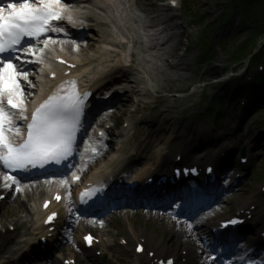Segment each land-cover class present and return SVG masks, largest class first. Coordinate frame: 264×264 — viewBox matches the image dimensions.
Returning <instances> with one entry per match:
<instances>
[{
    "label": "snow or ice",
    "instance_id": "1",
    "mask_svg": "<svg viewBox=\"0 0 264 264\" xmlns=\"http://www.w3.org/2000/svg\"><path fill=\"white\" fill-rule=\"evenodd\" d=\"M76 2L77 0H9L0 5V55L9 54L6 59H0V165L12 172L27 171L30 167L44 168L49 164L60 165L68 161L76 151L77 133L81 129L85 101L90 93L81 94L76 82L69 81L68 87L61 86L40 103L29 117L25 114L27 108L24 85H35L29 80V72L24 63H43L45 49L49 47V43L54 44L56 41L45 39L44 47L38 52L31 43L22 49L20 47L26 38L28 41H39L41 36L49 32L63 31L59 22L74 23V18L68 13L71 5ZM20 51L37 56L38 59L14 63V60L21 61V56L15 55ZM13 109H18V114ZM17 115L27 124L26 137L19 142L12 138V134L21 136V129L13 120ZM104 135L103 132L100 133L101 137ZM90 150L93 155L99 154V150L94 147ZM188 171L186 169L185 173ZM208 171L213 170L209 168ZM179 174L180 170H177V175ZM4 180L6 188L16 185V190L19 191L20 181L15 175L6 174ZM92 195L91 192L87 193V197L82 198L81 202L86 203ZM56 199L60 200L61 197L57 196ZM55 215L49 216L47 222L51 223ZM241 222L231 219L222 226ZM85 240L89 246L93 244L92 235L86 236ZM143 250L137 248V251ZM166 264H171V261Z\"/></svg>",
    "mask_w": 264,
    "mask_h": 264
},
{
    "label": "rangeland",
    "instance_id": "2",
    "mask_svg": "<svg viewBox=\"0 0 264 264\" xmlns=\"http://www.w3.org/2000/svg\"><path fill=\"white\" fill-rule=\"evenodd\" d=\"M150 1L154 2L156 0ZM192 1V6L189 11L191 12V14H194L195 10L199 11V18L195 25H191L186 28H184V26L191 20L190 17L178 19L179 12H174L173 14L157 12V14H160L161 17L166 18L169 23L171 20H173V28L176 27V23L182 24L183 29L178 30L182 32V35L180 36L178 45L173 46L172 49H168L165 55L161 58L162 60L156 59L148 63V67L153 74L155 82L158 83V86L164 89L170 88V95L176 94L175 97L167 96L165 104L158 107V109L159 111L163 110L164 114L169 115L172 118V121H174L175 123L174 127H178L181 131L184 130V128L190 127L192 122L195 121L198 115H200V111L198 110L196 115L191 118V112L200 108L198 107L200 92H190V87H188L193 86V82L196 81L194 73L195 70L198 69V64L194 56L199 52V45L196 42L199 34L203 31H207L208 28L214 30L215 33H213V35L211 36L210 41V54L216 59L219 58V63L226 64L229 61V58L228 55H226L223 51V38L226 33L233 30V23H238V17L234 15L230 16L228 21L221 19V10L223 6L227 4V0ZM148 2V0H138V3L143 4V6L146 8V3ZM199 5H205L206 8L201 9ZM149 8L151 9V7ZM243 39V37H240L236 42L238 43L240 41H243ZM171 50L172 52H170ZM183 68L186 69L183 70ZM209 69L210 67H203L202 71L206 72ZM134 86L135 84L133 83L130 93H133L132 90L134 89ZM136 97L134 95V99H136ZM128 105L129 103L127 104L126 108L128 107ZM221 112H225L224 108H222ZM116 114L117 113H114V115ZM157 127L160 128V125H158ZM19 206V203H10L3 209V211H0V231L2 235L3 232L6 231V225L8 223H12L14 219L19 220V216H23L22 214L25 213V210H21ZM135 216L136 214H131L130 217ZM164 223L166 224V226L161 223V225L158 227L154 224L143 225L138 224L137 222L140 227H147L148 229L150 227H155L156 232H158L159 235H161V237H163L166 241L167 237L170 235V227L167 226L166 222ZM2 235L0 234V264H6L7 262H10L11 255L17 248L18 236H11L15 237L14 240L11 241V244H8L6 240V244L3 245ZM11 235H13V233ZM24 264L31 263L26 262Z\"/></svg>",
    "mask_w": 264,
    "mask_h": 264
},
{
    "label": "bare ground",
    "instance_id": "3",
    "mask_svg": "<svg viewBox=\"0 0 264 264\" xmlns=\"http://www.w3.org/2000/svg\"><path fill=\"white\" fill-rule=\"evenodd\" d=\"M105 2H104V4H107L108 5V2L109 1H112V0H104ZM201 7L202 8H205L206 6L205 5H201ZM118 20V19H117ZM75 21V20H74ZM90 55L92 56V55H94V53H90ZM50 65H52L54 68H55V70H56V67H55V65H54V63L52 62V64H50ZM50 67V66H49ZM184 69V68H183ZM107 74H112V73H105V72H102V73H98L97 75H93L89 80H87V82L88 83H90V87L92 88V89H94V92H98V91H100L101 89H102V82H103V80H105L107 77L105 76V75H107ZM60 79H62V77H60ZM67 82V81H66ZM53 85H55V84H53ZM52 85V86H53ZM91 91L89 90L87 93H90ZM125 101V100H124ZM130 159L129 158H123V159H120V164L119 165H117V166H120V169L121 170H125L126 168H127V166H128V161H129ZM114 161H111V163H113ZM244 202V199L241 197V198H237L236 199V204H242ZM213 221V220H212ZM141 236L144 238L145 237V239L147 238V240H146V244H147V246L148 247H151V244H152V247H151V249H153V250H157V253L158 254H162V247H163V243L161 242V239L160 238H154L151 234H149L148 233V231H146V232H143L142 234H141ZM150 238V239H149ZM189 256H190V258L188 259L189 261H191V258H192V255H193V250L192 249H190L189 248ZM186 264H188V263H186Z\"/></svg>",
    "mask_w": 264,
    "mask_h": 264
}]
</instances>
